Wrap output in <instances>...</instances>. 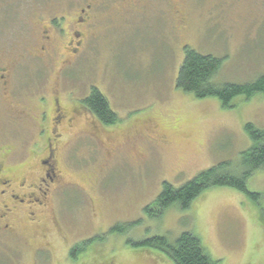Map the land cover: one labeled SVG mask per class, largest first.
Returning a JSON list of instances; mask_svg holds the SVG:
<instances>
[{
  "label": "rangeland",
  "instance_id": "374dc122",
  "mask_svg": "<svg viewBox=\"0 0 264 264\" xmlns=\"http://www.w3.org/2000/svg\"><path fill=\"white\" fill-rule=\"evenodd\" d=\"M70 1L0 0V60L31 51L33 34L50 18L72 21L78 8ZM112 5L93 12L91 37L76 59L65 54L16 63L14 95L23 103L59 90L67 105L95 87L118 121L89 138L79 134L90 126L81 118L64 136L60 169L71 187L55 198L54 205L64 201L56 212L59 226H21L19 236L0 246V264H172L128 241L174 239L185 231L198 234L218 264H264V169L248 183L258 201L217 187L187 212L173 206L161 220L144 212L164 182L181 187L218 163L241 165L253 144L244 127L264 129V95L222 108L217 98L200 100L177 87L188 47L224 58L213 79L217 86L264 76V0H149L130 12ZM60 50L66 52L63 45ZM62 61L68 62L64 70ZM46 108L51 113L52 105ZM29 136L20 126H0V160L5 148L23 151L21 159L14 154L8 161L18 173L37 167L25 153ZM137 222L128 233H109ZM76 245L85 250L72 257Z\"/></svg>",
  "mask_w": 264,
  "mask_h": 264
},
{
  "label": "flooded vegetation",
  "instance_id": "af4514ba",
  "mask_svg": "<svg viewBox=\"0 0 264 264\" xmlns=\"http://www.w3.org/2000/svg\"><path fill=\"white\" fill-rule=\"evenodd\" d=\"M146 1L149 0H72L68 5L78 8L72 21L65 23V16L60 19L50 18L33 34L31 51H27L25 55L20 54L13 61L0 60V126H20L29 133V147L25 149V153L32 154L37 161L34 169L30 167L25 173H18L8 161L14 154L21 159L23 151H11L8 148L2 150L5 159L0 160V246L10 242L11 237L19 236L20 227L23 225L36 226L38 229L50 223L59 226L56 212L64 201L54 205L55 198L65 197L71 187L60 169V156L65 146L64 136L78 128L81 118L87 120L90 126L79 134H85L89 138H96L94 135H99L108 128L98 122L95 115L82 103L86 98L77 101L70 99L64 105L59 90L50 98L37 95L33 97L34 103H23L24 101L14 95L16 63H21V60L44 63L45 60L63 58L65 54L74 60L85 50L91 37L96 19L93 12L97 8L106 6L107 3L113 4L117 12H130ZM174 14L180 15L177 11ZM64 23L67 26L60 29ZM61 45L66 51L63 54ZM67 64L68 62H61L62 70ZM47 104L52 105L51 113L46 108Z\"/></svg>",
  "mask_w": 264,
  "mask_h": 264
},
{
  "label": "trees",
  "instance_id": "16d2710c",
  "mask_svg": "<svg viewBox=\"0 0 264 264\" xmlns=\"http://www.w3.org/2000/svg\"><path fill=\"white\" fill-rule=\"evenodd\" d=\"M186 57L178 74L177 87L186 93H192L197 99L217 98L222 108H234L236 98L250 100L257 94L264 95V76L255 82L242 84H224L222 87L213 84L224 65V58L204 55L192 48H185ZM95 115L98 122L107 127L118 121V115L111 110L110 102L104 94L93 87L89 96L82 102ZM252 140V146L241 154V165L234 167L227 161L201 172L193 180L181 187H174L168 182L163 183L162 191L154 202L144 209L151 220H161L163 216L177 207L182 213L189 211L191 206L202 193L213 188H231L252 200H259V193L249 190V181L257 172L264 169V129H258L248 123L244 127ZM140 223H130L123 226L118 224L110 230V234H124ZM128 244L135 248H143L147 254L157 250L172 264H218L207 251L198 234L185 231L174 239L167 234L152 236L141 241L129 240ZM86 245V244H85ZM85 245L74 246L71 256L74 257L85 250Z\"/></svg>",
  "mask_w": 264,
  "mask_h": 264
}]
</instances>
